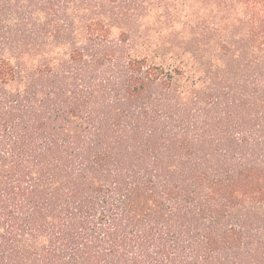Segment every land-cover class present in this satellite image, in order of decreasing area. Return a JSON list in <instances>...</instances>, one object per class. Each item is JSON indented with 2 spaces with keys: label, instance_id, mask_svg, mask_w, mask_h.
<instances>
[{
  "label": "trees",
  "instance_id": "16d2710c",
  "mask_svg": "<svg viewBox=\"0 0 264 264\" xmlns=\"http://www.w3.org/2000/svg\"><path fill=\"white\" fill-rule=\"evenodd\" d=\"M143 2L0 0V264H264V0L189 1L201 58L129 51Z\"/></svg>",
  "mask_w": 264,
  "mask_h": 264
},
{
  "label": "rangeland",
  "instance_id": "374dc122",
  "mask_svg": "<svg viewBox=\"0 0 264 264\" xmlns=\"http://www.w3.org/2000/svg\"><path fill=\"white\" fill-rule=\"evenodd\" d=\"M189 1L145 0V2H143V7L137 11L138 15H136V18L133 17L135 24L131 25L130 31L134 40L130 41V46L128 47L129 51L136 54L150 52L152 56L158 53L161 57H169V54L174 53L181 57L187 49L196 57L199 56L201 58L205 53L203 45L206 44L194 43L198 35L197 31L193 29V13L191 2L189 3ZM218 27L222 28L221 30L226 29L223 32L225 33L223 38L226 41H231L232 39H230V37L234 36L233 34L229 35L228 30L240 31L241 28L240 25H237L235 22L230 24L229 21L213 26L209 24L205 30V32L211 36L210 38L213 39L210 43H207L213 55L210 63L206 67L213 79L212 81L214 83H212V85L216 84L217 86L220 85V81H226L227 83L228 81L235 82L242 80L246 73L243 71V63L245 60L242 50L234 49L233 53H225L228 57L234 54V58H229L223 66L215 60L214 51H223L216 46L218 43H216L217 41L215 40L222 39L217 36V31H221ZM128 28L130 27H126V29ZM119 30L120 29L113 30L114 35L118 36L120 34ZM233 38H235L234 41H237L240 39V35H235ZM171 45H177L179 49H175L173 48L175 46L172 47ZM181 48H184V50ZM235 62L236 66L234 65ZM91 69L94 70V73L93 71L91 73L88 72V76L93 73L94 78L92 81L94 79L100 81L103 78V73L100 70L105 68L101 67L97 69L94 67ZM251 70H253V65Z\"/></svg>",
  "mask_w": 264,
  "mask_h": 264
}]
</instances>
